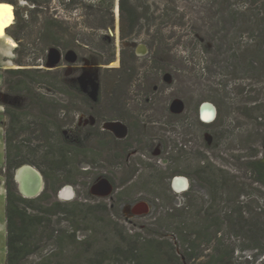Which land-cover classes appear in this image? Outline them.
Masks as SVG:
<instances>
[{
	"label": "rangeland",
	"instance_id": "1",
	"mask_svg": "<svg viewBox=\"0 0 264 264\" xmlns=\"http://www.w3.org/2000/svg\"><path fill=\"white\" fill-rule=\"evenodd\" d=\"M65 2L68 0H50L37 15L29 11L32 6L25 0H17L24 16H31L22 40L30 51L37 53L42 48L39 31L42 22L50 18L60 21L55 27L60 45L69 47L64 54L55 48L47 49L45 62L41 58H25V63L56 70L92 99L100 98L89 110L98 119L93 113H69L62 127L64 138L79 142L105 136L103 131L124 138L125 124L111 119L119 112L114 103L143 122L144 138L141 148L128 153L127 160L133 154L128 161L125 159L129 165L108 155H103L93 167L84 159L76 164L88 173L80 174L75 184L63 183L58 188L69 186L71 199H61L57 190L53 196L50 193L49 200L76 201L78 216L73 219L70 213L54 214L50 228L57 231V236L43 239L40 248L23 264H98L106 257L104 264H133L126 247L141 248L140 244L149 239L166 241L161 245L164 254L171 252L167 242H172L183 264H195L196 260L187 262L181 254L177 220L167 223L166 216L179 214L175 209H182L186 221L183 225L193 229L191 224H197L211 193L196 174L202 162L220 175L224 185L220 187V213H230V201L238 197L236 204L246 211V220L241 223L248 224L249 217L255 218L256 213L264 220V186L249 168V162L264 152V0H147V20L142 22L138 36L126 41L118 36V0L105 2L113 4L114 30L97 28L81 4L66 9L62 4ZM12 23L0 38V264H6L7 118L3 107L13 103L26 110L29 104L24 96H7L4 89V70L20 67L15 63L18 42L9 34ZM8 36L15 41V47L5 43ZM125 46L134 50L136 73L129 84L118 87L119 50ZM108 58L112 60L106 62ZM36 90L66 102L62 93L44 84L37 85ZM203 103L211 104L216 113L209 122L200 118ZM88 127L93 130L88 132ZM134 156H140L141 163ZM168 156L181 159L169 166ZM175 170L188 173H176L174 177L187 179L184 191L169 182ZM13 183L19 193L14 179ZM99 183L107 189L106 194L92 192V186ZM44 186L43 179L41 191ZM124 187L134 197H119L117 193ZM140 204L144 208L134 211ZM136 233L140 234L138 241ZM247 234L231 228L229 216L223 227L222 247L228 251L233 248L231 263L264 264V228L254 233L253 240H248ZM209 253L211 246L202 247L201 259Z\"/></svg>",
	"mask_w": 264,
	"mask_h": 264
},
{
	"label": "trees",
	"instance_id": "2",
	"mask_svg": "<svg viewBox=\"0 0 264 264\" xmlns=\"http://www.w3.org/2000/svg\"><path fill=\"white\" fill-rule=\"evenodd\" d=\"M25 1L32 6L29 11L37 15L42 8L50 3V0ZM105 2L106 0H88V3H82V0H68L67 3L62 4L66 9L72 4H81L85 9L84 14L96 21L97 28L113 29V4ZM146 2L147 0H118L121 39L135 31H140L142 22L148 18L149 6L146 5ZM8 3L13 5L11 9L12 18H14L9 34L18 42L19 49H15V63L20 67L4 70L6 74L4 89L9 96H24L29 104L26 110L13 103L6 104L4 107L8 117L4 129L6 264H23L29 255L40 248L43 239L49 240L57 236V231L50 228L51 217L54 214L58 212L70 213L73 219L79 214L76 201H50V193L53 196L61 184H75L80 174L88 173L87 169L81 171L76 167V164L83 159L87 160L93 167L103 155H108L117 157L116 159L123 164L129 165V162L125 163L126 155L131 150L141 146L143 126L132 113L120 107L118 103H114L115 110L118 108L119 112L111 118H120L126 123L128 135L125 139L118 140L108 132L100 138L90 137V140L87 138L79 142H72L64 138L62 127L65 125L69 113L72 110L89 112V108L96 106L100 98L98 96L97 99H92L78 87L65 81L56 70L30 67L25 63V58H41L42 62H45V51L49 48H55L64 54L69 47L64 45L61 47L60 45L61 38L55 29L60 21L55 18L45 19L42 22V29L39 31L42 40L41 55H32L33 52L30 51L29 46L22 42L29 27L31 16H24L17 0H9ZM34 20H37L36 15ZM102 38L106 39V36ZM128 50V48L121 50L120 64L117 67L119 81L116 86L118 87L129 84L136 73L134 65L136 55L130 50L129 59H127L130 64L127 63L126 53ZM110 60L112 58H108L106 62ZM42 84L52 91L62 93L66 102L62 103L54 97L38 92L36 86ZM199 123L203 124L202 122ZM24 134H28V137L22 136ZM32 141L36 143L32 144ZM260 155V157H255L249 162V168L255 173L256 180L264 186V152ZM134 157L140 159V156ZM167 158L169 166L181 159L170 156ZM26 163L35 166L45 181L41 193L32 198L23 197L15 190L13 183V171ZM196 172L197 177L211 189L208 206L200 211L197 224L195 226L191 224L193 229L183 225L186 222L184 221L185 214H183L182 209L178 208L175 211L179 214H167V223L173 219L177 220L176 237L185 261L196 260L195 264H232L233 248L228 251L222 247L223 227L229 216L230 227L239 228L246 234L248 233L246 235L248 240H253L254 233L264 228L263 216L256 213L255 218L253 215L249 217L248 224L241 223L242 219L246 220L243 216V212L246 211H243L236 204L238 197L230 201L233 204V207H230V213H220L219 195L221 194L220 187L223 185L218 178L220 175L214 173L205 162L197 167ZM176 173L188 174L176 170L171 174L176 175ZM110 182L115 186L112 180ZM167 188L170 189L168 186ZM129 191L128 188L124 187L117 194L119 197H129L131 195ZM131 197L134 196L131 195ZM256 218H259V221ZM70 235L74 236V233H70ZM135 235L136 241H138L140 234L136 233ZM165 242L149 239L140 244L142 245L141 248L130 246L129 248L126 247L125 252L130 255L133 264H183L180 256L176 255L172 242H167L171 252L165 251V254L162 252L161 245ZM205 246H211V253L201 259L202 247ZM106 261L107 257L100 260L98 264H104Z\"/></svg>",
	"mask_w": 264,
	"mask_h": 264
},
{
	"label": "bare ground",
	"instance_id": "3",
	"mask_svg": "<svg viewBox=\"0 0 264 264\" xmlns=\"http://www.w3.org/2000/svg\"><path fill=\"white\" fill-rule=\"evenodd\" d=\"M6 5H8L11 9V5L6 2V1H0V8L6 7ZM9 10V18L12 15V9ZM8 25H5V23L0 24V38L3 37V33L6 29ZM6 44L10 45V46H14L15 42L13 39H11L9 36L5 38ZM214 107L209 104V103H203L201 106V116L202 119L205 121H210L213 116H214ZM17 180H18V184H19V188L21 190V192L23 193V195L25 197H34L36 196L37 192L40 191L42 189V177L40 175V173L33 168L32 166L28 165V164H23L20 165L17 169ZM188 186V181L186 178H176L174 180V187L181 191L184 190L185 188H187ZM92 192L94 194H106L107 189H105V187H103L101 185V183L93 185L92 186ZM72 190L69 186H66L65 188L63 187L62 190L59 192V197L61 199H65V200H69L72 197ZM144 206H142V204L134 207V211H138L140 209H143Z\"/></svg>",
	"mask_w": 264,
	"mask_h": 264
},
{
	"label": "flooded vegetation",
	"instance_id": "4",
	"mask_svg": "<svg viewBox=\"0 0 264 264\" xmlns=\"http://www.w3.org/2000/svg\"><path fill=\"white\" fill-rule=\"evenodd\" d=\"M10 5H11V3H10ZM11 8H12V5H11ZM117 8H118V6H117ZM119 12V11H118ZM13 17V16H12ZM26 17H28V15H26ZM8 27V26H7ZM6 27V28H7ZM113 30H114V27H113ZM118 30H119V27H118ZM138 34H139V32H137V31H135L133 34H130L129 36H127V37H125V38H123V39H121L120 38V31H119V39L121 40V41H126V40H128V39H131V38H134V37H136V36H138ZM16 41V40H15ZM14 41V42H15ZM5 43H6V41H5ZM15 45H16V43H15ZM15 45L13 46V47H15ZM10 46V45H9ZM124 48H128L129 50H128V52L126 53V54H128L129 52H130V50H132L133 51V53H134V50L133 49H130V47L129 46H125V47H121L120 48V50H119V55H120V57H121V50L122 49H124ZM41 52V50H39L37 53H32V55H35L36 56V54L38 55V54H41L40 53ZM16 54V53H15ZM135 54V53H134ZM119 61H120V58H119ZM6 69H8V68H6ZM80 89V88H79ZM81 90V89H80ZM84 92V91H83ZM6 93V92H5ZM85 94H87L86 92H84ZM7 95V94H6ZM88 95V94H87ZM7 96H9V95H7ZM89 96V95H88ZM6 104H12V103H6ZM5 104V105H6ZM5 105H4V107H5ZM3 107V111H4V114H5V116H6V118H7V122H8V117H7V115H6V113H5V108ZM90 108H93V107H90ZM90 108H89V110H90ZM124 108V107H123ZM128 111V110H127ZM81 112H83V111H81ZM85 114H94L95 116H96V119H98V117H97V114L96 113H94L93 111H89V112H84ZM131 113V112H130ZM133 114V113H132ZM134 115V114H133ZM135 116V115H134ZM137 119H138V117L137 116H135ZM111 119H116V120H120V121H122L124 124H125V126L127 127V133H126V136L128 135V126L126 125V123L122 120V119H120V118H111ZM139 120V119H138ZM140 121V120H139ZM7 122H6V125H7ZM140 123L142 124V128H144V125H143V122L142 121H140ZM89 129H88V132L89 131H92L93 129V127H88ZM104 130V129H103ZM110 133L109 131H103V133ZM110 134H112V133H110ZM113 135V134H112ZM114 136V135H113ZM126 136L124 137V138H122V139H118V138H116V139H118V140H123V139H125L126 138ZM143 138H144V133H143ZM143 142V141H142ZM133 150H137V149H133ZM132 151V150H131ZM130 151V152H131ZM127 155H128V153H127ZM127 155H126V160H127ZM132 155L133 154H131V155H129V158L130 157H132ZM129 158H128V160H129ZM127 160V161H128ZM175 177V175L174 176H172L171 178H170V180H169V182L171 181V179H173V187H174V180L176 179V178H183V176H177L176 178H174ZM185 178V177H184ZM175 188V187H174ZM176 189V188H175ZM186 189V188H185ZM184 189V190H185ZM62 190V189H61ZM60 190V191H61ZM184 190H181V191H184ZM179 191V190H178ZM180 191V192H181Z\"/></svg>",
	"mask_w": 264,
	"mask_h": 264
},
{
	"label": "water",
	"instance_id": "5",
	"mask_svg": "<svg viewBox=\"0 0 264 264\" xmlns=\"http://www.w3.org/2000/svg\"><path fill=\"white\" fill-rule=\"evenodd\" d=\"M199 114H200V118L202 119V116H201V106H200V108H199ZM215 116H216V113H214V116H213V118H212L211 120H213V119L215 118ZM211 120H210V121H211ZM202 121H204V122H209V121H205V120H203V119H202ZM17 169H18V168H17ZM17 169H15V171H14L13 179H14L15 182L17 183V189H18L19 193H20L23 197H25V196L23 195V193L21 192L20 188H19V184H18V180H17ZM40 175H41V174H40ZM41 177H42V175H41ZM42 181H43V178H42ZM170 184H171V186H173V179H171ZM40 192H41V190L38 191L36 194L38 195ZM59 192H60V189L57 191V196H58V197H59ZM136 206H138V205H136ZM136 206H135V207H136Z\"/></svg>",
	"mask_w": 264,
	"mask_h": 264
},
{
	"label": "clouds",
	"instance_id": "6",
	"mask_svg": "<svg viewBox=\"0 0 264 264\" xmlns=\"http://www.w3.org/2000/svg\"><path fill=\"white\" fill-rule=\"evenodd\" d=\"M9 19V10L7 7L0 8V24L6 23Z\"/></svg>",
	"mask_w": 264,
	"mask_h": 264
},
{
	"label": "snow or ice",
	"instance_id": "7",
	"mask_svg": "<svg viewBox=\"0 0 264 264\" xmlns=\"http://www.w3.org/2000/svg\"><path fill=\"white\" fill-rule=\"evenodd\" d=\"M6 7L10 9V7L8 5H6ZM12 19L13 18H12V15H11V17L7 20V22L5 23V25H10L12 23Z\"/></svg>",
	"mask_w": 264,
	"mask_h": 264
}]
</instances>
